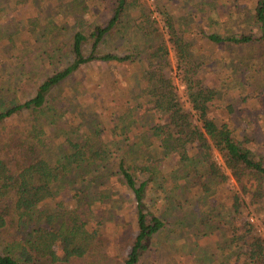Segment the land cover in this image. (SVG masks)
Masks as SVG:
<instances>
[{
	"label": "rangeland",
	"instance_id": "374dc122",
	"mask_svg": "<svg viewBox=\"0 0 264 264\" xmlns=\"http://www.w3.org/2000/svg\"><path fill=\"white\" fill-rule=\"evenodd\" d=\"M119 1L36 0L40 10L38 17L32 0H0L1 94L22 100L32 97L49 75L73 62L72 54L64 53L69 49L65 45L70 43L72 35L77 31L91 33L97 25L107 26ZM257 2L125 0L120 19L104 36L97 53L133 54L134 58L125 61L93 59L81 65L65 83L54 89L60 117L56 124L47 127L44 136L46 146L55 149L66 138L83 142L93 132H96L95 138H99L98 133L102 135L113 152L103 161L111 171L109 177L102 176L108 183L95 184L92 173H86L85 178L75 174L79 184L68 181L43 204L44 210L82 215L89 219L91 229L116 244L118 239L133 237L137 229L136 201L116 172L115 152L120 154L137 144L140 150L155 151L157 169L163 171L154 184L164 185V188L148 198V207L166 221L165 229L154 243V253L141 264H231V253L223 247L227 238L222 232L224 223L215 234L204 236L193 231L197 213H210L214 197H206L198 185L190 188L187 177L175 175L174 171L181 166L179 154L162 152L166 137L154 135L150 141V125L162 121L152 97L145 92L150 86L146 71L149 54L165 44L170 61L168 74L175 83L179 99L192 112L195 124H202L187 92L184 67L170 40L165 21L169 15L190 44L198 76L218 92L211 115L228 123L236 139L255 156L264 158V41L235 44L209 38L211 33L228 36L253 32L260 36L261 29L255 22ZM54 43H61L64 49L58 50ZM91 50L92 39L84 44L86 54ZM125 116L130 122L126 131L121 123ZM27 120L25 113L14 117L10 124L24 125ZM195 151L189 149L191 154ZM52 154L55 162L58 156ZM215 156L227 170L221 155L216 153ZM254 184L253 180L247 182L250 188ZM82 187L84 191L79 193ZM223 190L226 192V187ZM102 192L106 197H102ZM219 197L226 199L221 194ZM242 197L245 200L243 216L250 218L264 236V203L251 200L245 192ZM220 216L231 220L226 213ZM177 230L182 234H177ZM113 246L112 249L116 247Z\"/></svg>",
	"mask_w": 264,
	"mask_h": 264
},
{
	"label": "trees",
	"instance_id": "16d2710c",
	"mask_svg": "<svg viewBox=\"0 0 264 264\" xmlns=\"http://www.w3.org/2000/svg\"><path fill=\"white\" fill-rule=\"evenodd\" d=\"M32 1L39 17L38 4ZM124 4L125 0L119 1L107 26L97 25L91 33L77 31L72 35L70 43L65 45L69 49L64 53L69 51L73 62L49 75L32 97L25 100L6 98L0 87V264H141L156 249L154 243L165 229L166 221L155 210H150L148 198L154 197L164 185L154 184L163 171L157 169L155 151L149 148L140 150L136 144L120 154L115 152L118 157L116 172L136 201L137 229L133 237L118 239L116 244L91 229L89 219L82 215L43 208V204L68 181L79 184L75 174L85 178L86 173H92L95 184L108 183L102 176L109 177L111 171L103 161L113 152L102 135L98 133L99 138H95L96 132H93L83 142L66 138L55 149L46 146L44 136L47 127L56 124L60 117L54 89L65 83L81 65L93 59L125 61L134 58L133 54L97 53L104 36L120 19ZM255 10V22L262 32L260 36L253 32L228 36L211 33L209 38L235 44L264 41V0H258ZM165 21L185 70L183 79L190 101L202 124H195L192 112L180 101L175 83L168 74V48L160 44L149 54L146 71L150 86L145 92L152 97L162 121L150 125V141L154 135L166 137L162 152L179 154L181 166L174 171L175 175L187 177L190 188L198 185L206 197H214L210 213H197L192 225L195 234H215L224 223L222 232L227 238L223 247L231 253L230 263L264 264V236L250 218L243 216L245 200L242 197L245 192L251 200L264 203V158L255 156L236 139L228 123L211 115L218 92L198 76L190 44L175 27L171 16L166 15ZM90 39L92 50L86 54L84 44ZM54 45L58 50L64 49L61 43ZM25 113L28 114L26 124H10L14 117ZM127 120L125 116L121 122L124 131L130 124ZM190 148L196 151L191 154ZM52 153L58 156L55 162ZM216 153L223 158L227 170L218 162ZM249 180L255 182L253 188L248 187ZM82 191L84 187L79 193ZM102 193V197H106ZM220 194L226 199H221ZM221 213L230 215L231 220L222 218Z\"/></svg>",
	"mask_w": 264,
	"mask_h": 264
},
{
	"label": "built area",
	"instance_id": "2783aa9c",
	"mask_svg": "<svg viewBox=\"0 0 264 264\" xmlns=\"http://www.w3.org/2000/svg\"><path fill=\"white\" fill-rule=\"evenodd\" d=\"M155 14L157 15V12H155Z\"/></svg>",
	"mask_w": 264,
	"mask_h": 264
}]
</instances>
